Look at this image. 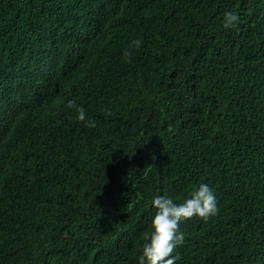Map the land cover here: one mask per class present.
<instances>
[{
    "label": "trees",
    "instance_id": "16d2710c",
    "mask_svg": "<svg viewBox=\"0 0 264 264\" xmlns=\"http://www.w3.org/2000/svg\"><path fill=\"white\" fill-rule=\"evenodd\" d=\"M200 184L176 264H264V0H0V264H139Z\"/></svg>",
    "mask_w": 264,
    "mask_h": 264
},
{
    "label": "clouds",
    "instance_id": "9594fccd",
    "mask_svg": "<svg viewBox=\"0 0 264 264\" xmlns=\"http://www.w3.org/2000/svg\"><path fill=\"white\" fill-rule=\"evenodd\" d=\"M240 22L237 12L229 11L224 15V27L235 28ZM143 44L141 39H134L123 52L126 63H132L133 49ZM69 109H75L77 119L85 123V127L94 128L96 122L86 118V111L78 106L75 100L66 104ZM157 210L152 222L151 231L142 246L139 264H176L178 255H173L175 249L185 242L184 233L179 231L182 222L198 216L205 221L218 213L217 199L212 189L206 184H200L187 194L183 202L177 203L172 197L156 196L152 201Z\"/></svg>",
    "mask_w": 264,
    "mask_h": 264
}]
</instances>
